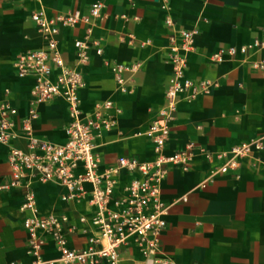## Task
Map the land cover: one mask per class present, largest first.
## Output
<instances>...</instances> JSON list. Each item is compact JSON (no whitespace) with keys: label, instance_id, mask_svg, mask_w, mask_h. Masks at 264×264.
Here are the masks:
<instances>
[{"label":"crops","instance_id":"obj_1","mask_svg":"<svg viewBox=\"0 0 264 264\" xmlns=\"http://www.w3.org/2000/svg\"><path fill=\"white\" fill-rule=\"evenodd\" d=\"M96 1L0 0V100L19 111L14 119L19 135L9 144L0 142V264H34L28 249L30 234L23 224L30 212L21 209L25 187L2 188L12 180L11 149L27 150L21 123L29 114L34 84L33 77H19L14 64L22 53L45 45L31 15L39 10L49 17L75 10L87 13ZM103 2L105 18L94 28L103 53L90 52L88 64L81 68L85 86L79 91L85 115L106 99L121 108L116 128L96 138L102 168L113 166L120 156L155 158L145 131L162 118L173 72L167 50L173 28L165 22L167 16L180 28L198 31L186 76L196 84L211 83L207 92L181 100L169 122L166 154L185 149L191 141L196 148L189 170L171 166L162 183L168 227L159 252L151 258L176 264H264V148L255 153L257 160L245 159L238 171L219 174L212 181H207L211 163L201 150L216 154L241 142H264V67L254 66L264 63V45H254L264 43V0H169L167 9L158 0ZM83 34L82 25L60 30L59 47L69 65L76 61L74 41ZM242 47L249 48L244 53ZM215 54L220 60L214 59ZM114 62L141 64L128 92L117 89L109 67ZM37 109L34 134L55 144L66 143L68 103L56 98ZM132 177L122 174L120 184ZM32 189L39 214L66 213L77 226L68 246H86L88 234L79 217L90 216L95 209L91 185H86L84 196L68 201L62 199L67 189L56 182L34 183ZM121 252L118 264H153L134 238ZM42 255L58 259L60 253L49 241Z\"/></svg>","mask_w":264,"mask_h":264},{"label":"built area","instance_id":"obj_2","mask_svg":"<svg viewBox=\"0 0 264 264\" xmlns=\"http://www.w3.org/2000/svg\"><path fill=\"white\" fill-rule=\"evenodd\" d=\"M162 8H168L169 0H158ZM103 0L94 2L87 13L79 10L49 17L43 10L34 11L31 19L37 30L45 38V45L22 53L15 61L19 77H33L28 116L22 120L21 129L27 140V150L12 148L8 162L12 168V180L2 188L24 185L22 211L30 214L24 217V227L30 234L29 252L34 256V264H118L123 245L134 238L140 250L151 258L160 249V240L168 227L165 218L167 206L162 199V183L171 166L187 171L196 148L189 142L186 148L171 154L165 153L170 135L169 122L175 117L181 100L194 99L208 91L211 83L196 84L186 76L188 56L194 49L196 29L180 28L172 17L165 22L173 28L168 36V61L173 72L167 86L166 104L161 111L162 118L152 122L145 131L153 144L155 158L143 161L132 156H120L113 166L102 168L96 151V138L103 131H112L118 123L121 108L113 100L99 103L89 114H83L79 91L85 86L81 68L89 62L90 52L103 53L100 39L94 37V28L104 20ZM82 25L84 34L74 41L76 61L69 65L59 47L58 35L62 27L75 28ZM132 40V39H130ZM254 45L263 46L256 41ZM249 47H242L246 52ZM234 52V49H232ZM220 60L219 54L214 55ZM255 67H264L256 63ZM117 89L128 92L130 83L140 70V63L114 62L110 66ZM56 98L68 103L69 122L67 141L55 144L34 134L33 122L38 118V106ZM18 109L5 100H0V142L9 144L19 133L14 132ZM264 148L262 140L245 141L234 145L226 152L213 154L201 149L203 156L211 163L207 181L219 174L238 171L245 159H256L255 153ZM133 177L120 184L122 174ZM56 182L67 189L64 201L80 198L87 193L86 185H91L90 202L94 211L90 216L81 215L88 234L87 244L81 248L68 246L69 236L77 232L66 213H38L34 183ZM206 181V182H207ZM52 241L60 256L46 259L43 247ZM152 259V258H151ZM153 264H176L171 260L152 259ZM5 264H18L15 261Z\"/></svg>","mask_w":264,"mask_h":264}]
</instances>
